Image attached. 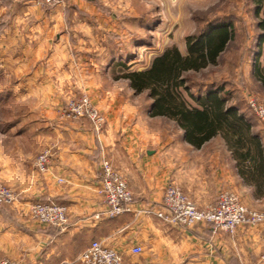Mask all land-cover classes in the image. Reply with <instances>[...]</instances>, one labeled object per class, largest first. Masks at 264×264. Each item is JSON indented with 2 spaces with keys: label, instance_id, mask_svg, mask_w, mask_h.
I'll return each mask as SVG.
<instances>
[{
  "label": "crops",
  "instance_id": "0c3cea01",
  "mask_svg": "<svg viewBox=\"0 0 264 264\" xmlns=\"http://www.w3.org/2000/svg\"><path fill=\"white\" fill-rule=\"evenodd\" d=\"M108 7L106 0H68L64 8L0 0V76L6 77L11 66L16 77L23 72L48 74L40 82L31 76L24 82L16 78L11 85L1 82L0 88L6 90L0 93V109L34 99L30 95L38 85L50 90L87 89L95 80L86 82V75L81 80L80 74L78 80L71 77L74 57L91 64L90 68L82 65L79 73L104 74L120 68L121 63L103 52L99 59L109 61L100 64V60L99 65L86 52L68 47L71 40H87L77 34L86 26L108 23ZM107 78L95 84L96 104L107 120L102 131H95L86 119L58 123L55 101L49 97H44L50 105L47 118L36 107L5 114L0 130V184L14 188L18 199L0 206V259L18 264H81V254L94 241H103L123 253L125 264H259L264 225L240 227L229 234L214 232L207 224L172 226L153 214L96 218L105 208L99 192L103 160L120 172L141 207L161 209L166 187L174 184L201 209L229 190L244 204L264 211V193L242 178L227 146L207 143L198 149L183 136L167 141L160 132L130 126L133 121L149 120L150 107L139 110L129 81L123 82L128 88L124 94L113 90L117 82ZM249 118L264 144V122L253 114ZM44 148L52 149L51 166L49 173L39 174L35 162ZM40 202L67 206L68 227L61 230L34 222L31 207ZM134 246H141L143 252L132 254Z\"/></svg>",
  "mask_w": 264,
  "mask_h": 264
},
{
  "label": "rangeland",
  "instance_id": "374dc122",
  "mask_svg": "<svg viewBox=\"0 0 264 264\" xmlns=\"http://www.w3.org/2000/svg\"><path fill=\"white\" fill-rule=\"evenodd\" d=\"M106 1L110 7H108L105 15L108 16V19L111 18L110 21L104 25L95 24L86 26L85 29L77 32V34H80L81 39H84L86 36L87 40L82 43L78 40H76L77 42L71 40L68 47L71 49L79 48L81 54L86 52L88 59L95 63L101 60L99 63L105 64L109 61L107 59L104 63L102 59H99V52H103V55L107 54L108 58H112L115 62L127 64L131 70L141 71L147 69L156 56L162 54L170 47L176 46L182 53L186 54L187 37L205 33L211 27L231 24V27L235 31V40L219 58L217 64L210 65L201 72L188 75L190 83L194 87L193 93L197 96H202L199 94L200 91L198 89L199 86L201 87L203 85H226V89L231 92L234 105H237V102H241V106L244 108L245 112L250 113L248 107V101L250 99H254L264 106V86L257 83L255 79L256 67L258 64L261 66L264 65V42L259 47V36L261 31L258 28V23L263 15L262 13L256 15V2L254 0ZM67 2L68 0L62 8L66 7ZM70 63L75 71V73H71V77L78 80L76 77L80 74L81 80L85 77V81L88 82L91 78V80H95L94 83L88 86L87 89L69 91L59 89L50 90L38 85V87L34 88V92L31 91L32 95L30 96L34 97V99L24 101L25 104L8 106L6 110L4 108L2 110L0 109V130L3 128L5 114L15 109L24 111L25 108L30 109V107H36V111L39 112L40 115L43 114L44 118H47L45 117L47 116L45 111L50 109V105L45 104L46 98L44 99V97L52 98L53 101H55L54 109L56 111L58 123H61L62 120H72L64 116V111L68 109V104L70 102L85 97L104 117V124L101 128L96 129L88 118L84 119L90 122L95 131H102L107 120L96 104V95L98 91L97 93L95 92L97 89L95 84H100L103 77L108 75L109 78L107 79L117 82L113 90H120L126 94L128 88L125 83H123L126 80L117 79V77L123 75L125 71L120 67L113 69L110 73L104 72L103 74L99 71L84 74L81 71L79 73V68H81L82 65L90 68L91 64L88 66L85 64L86 61L78 62L76 57H74V59L72 58ZM100 68L101 66L99 69L98 67L96 69L100 70ZM7 72V74L4 73L6 77L0 76V83L2 82L4 85L13 84L16 78L19 82L20 80L24 82L31 76L34 77L33 81L40 82L41 79H46L48 76L46 71L39 74L32 73V75H30L29 72H23V75H20V77L18 76V78L16 77V73L13 74V72H15L14 66H11ZM83 75L86 76L82 77ZM5 90L6 89L0 88V93ZM37 96H40L41 99H35ZM135 102L139 110H146L148 106L150 107L147 113L150 119L147 120L148 122L143 121V124H138L137 121H133V124L130 126H139V128L145 130L147 133H149V130L157 133L160 132L163 139L166 136L167 141L174 139L179 140L181 136L184 137V132L174 121L164 117L151 116L152 100H150L145 93L141 95L135 94ZM208 143L209 145L227 146V142L222 137L214 138ZM12 144L13 143L7 145ZM45 149L49 148L41 149L38 154ZM38 173L41 174L39 171ZM0 186L4 185L0 184ZM245 205L252 210L264 214V211L252 208L247 204ZM262 225H264V223L259 226ZM0 260L14 261L10 258H2ZM259 264H263L261 259Z\"/></svg>",
  "mask_w": 264,
  "mask_h": 264
},
{
  "label": "trees",
  "instance_id": "16d2710c",
  "mask_svg": "<svg viewBox=\"0 0 264 264\" xmlns=\"http://www.w3.org/2000/svg\"><path fill=\"white\" fill-rule=\"evenodd\" d=\"M254 1L256 15H263L258 23L260 47L264 42V0ZM234 40L231 24L211 27L187 37L186 54L173 46L145 70H131L122 64L125 72L117 79L129 81L137 95L145 93L152 100L151 116L174 121L193 147L199 149L217 137L225 139L242 178L264 193V144L249 118L252 112H244L241 103L234 105L226 85L199 86L202 96H197L188 77L217 64ZM255 79L264 86V65L256 67Z\"/></svg>",
  "mask_w": 264,
  "mask_h": 264
},
{
  "label": "built area",
  "instance_id": "2783aa9c",
  "mask_svg": "<svg viewBox=\"0 0 264 264\" xmlns=\"http://www.w3.org/2000/svg\"><path fill=\"white\" fill-rule=\"evenodd\" d=\"M41 8H56L65 5L67 0H23ZM64 111L68 119L88 118L96 129L104 124V117L94 108L87 98L73 100ZM253 115L264 122V106L254 99L248 101ZM52 149L42 151L35 162L41 174L50 171ZM60 182H63L60 179ZM99 192L105 199V208L96 215L97 219H115L127 213L136 218L153 214L162 222L183 228L207 224L214 232L234 234L240 227H257L264 223V214L250 209L240 198L227 190L222 191L215 204L201 209L178 186L170 184L164 193L163 207L155 210L138 206L127 182L113 165L103 160L101 163V182ZM18 199L14 188L0 186V206L12 204ZM32 220L38 224L64 230L69 225L68 207L54 202H40L31 207ZM141 246H134L131 253L141 254ZM123 253L103 241H94L80 256L81 264H125ZM261 260L264 264V252ZM0 264H18L11 260H0Z\"/></svg>",
  "mask_w": 264,
  "mask_h": 264
}]
</instances>
